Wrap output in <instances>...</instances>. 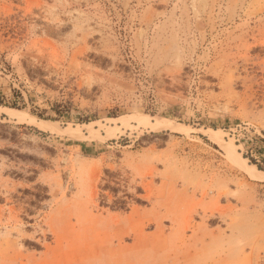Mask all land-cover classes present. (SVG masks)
Returning a JSON list of instances; mask_svg holds the SVG:
<instances>
[{
    "label": "rangeland",
    "instance_id": "obj_1",
    "mask_svg": "<svg viewBox=\"0 0 264 264\" xmlns=\"http://www.w3.org/2000/svg\"><path fill=\"white\" fill-rule=\"evenodd\" d=\"M263 15L264 0H0V106L24 118L0 111V264H264V178L247 174L264 169V73L240 42ZM153 177L195 227L165 219L137 243L148 201L94 195Z\"/></svg>",
    "mask_w": 264,
    "mask_h": 264
},
{
    "label": "bare ground",
    "instance_id": "obj_2",
    "mask_svg": "<svg viewBox=\"0 0 264 264\" xmlns=\"http://www.w3.org/2000/svg\"><path fill=\"white\" fill-rule=\"evenodd\" d=\"M38 1V0H37ZM28 2V0H27ZM33 3V2H32ZM40 3V2H39ZM37 4V3H36ZM246 10V9H245ZM260 10V9H259ZM264 16V15H263ZM56 18V17H55ZM250 20V19H249ZM260 23V22H259ZM261 25V24H260ZM251 28V27H250ZM39 30V29H38ZM44 40V39H43ZM252 41V42H251ZM240 42L242 43V45H244L243 47L246 48L247 50V53L251 52V51H258L257 54H256V58L258 60V63L257 65L259 66V68H261L262 72L264 73V25L258 29V30H248L246 32H244L242 35H241V38H240ZM240 43V44H241ZM239 44V45H240ZM84 49V48H83ZM245 50V51H246ZM247 55V54H246ZM239 58V57H238ZM247 58V57H245ZM264 85V84H263ZM0 111H2L3 113H5L6 115L9 116L10 119H15V120H19V121H24V118L20 117V116H16V112L17 111H14L12 109H3L1 106H0ZM38 126L41 128V129H47L48 126L44 123H39ZM236 152V150H234ZM73 163V162H72ZM73 165V164H72ZM251 168L253 169V172H250V173H247L252 179H259V180H262L264 178V172L260 171L255 165L251 166ZM114 170V169H113ZM72 174V173H71ZM83 174V173H82ZM98 176V175H97ZM96 176V177H97ZM100 176V175H99ZM95 177V176H94ZM95 177V178H96ZM262 177V178H261ZM4 178V177H3ZM99 178V177H98ZM117 178V177H116ZM93 179V177H92ZM101 179V178H100ZM118 179V178H117ZM121 179V178H120ZM127 180V179H126ZM93 181V180H92ZM97 181V180H96ZM99 181V180H98ZM19 183V182H18ZM153 183H154V177H153V180L151 182H146V181H142L141 183H138V182H130L129 184L127 185H124L122 183V181H120V189L121 191L118 193V194H122V195H119L117 197H115L114 195H112L110 192L108 193H105L103 196H100L99 194H96L94 195V200H95V203L97 204L98 202L100 203V201L102 202V199H105L107 201V204L110 206V207H114V206H119V203H121L123 200H122V196L124 197L125 195H128L129 197H131L133 200H138L139 199H145L147 204L149 203L151 205V211L150 213L149 212H143L141 213L139 210L137 209H133V212H132V220L135 221V224L133 226V229L131 231H133V233L135 234V241L137 240H144V239H148L147 238V235H145V230L151 226L152 224H154L156 226V234L157 235H154V237L156 238V236H162L163 234V224H164V220L165 219H169L171 220L173 226H179V229L184 233L187 229H190V228H194L195 226L193 225V217H194V214H192V209H191V212L190 213H186L187 215L184 217V218H181V219H177V218H174V217H171L169 214H170V205L172 203L173 200H176V206L178 207L182 202V200H180V194L177 193L176 189H164V190H158L157 192H154L153 190ZM95 183H93L94 185ZM99 184V182H98ZM28 185V184H27ZM26 185V186H27ZM56 185V184H55ZM92 185V186H93ZM116 183H114L111 179H107V184L106 186L104 187H109L110 190H113L115 187H116ZM58 187V186H56ZM100 187V186H99ZM102 187V186H101ZM107 187V188H108ZM155 187V186H154ZM60 188V187H59ZM97 188V187H96ZM166 188V187H165ZM8 189V188H7ZM93 189V188H92ZM155 189V188H154ZM61 190V189H60ZM96 190V189H95ZM99 190V189H98ZM156 190V189H155ZM100 191V190H99ZM142 191V195L139 194V192ZM7 192V191H6ZM143 192H144V195H143ZM5 194V193H4ZM3 194V195H4ZM60 194V193H59ZM206 196L207 194L204 193ZM2 195V194H1ZM2 195V197H3ZM15 195V194H14ZM184 195V194H183ZM217 199L220 200L221 198H223L224 196L227 195V193L223 190V191H219L218 194H217ZM8 196V195H7ZM92 196V195H91ZM121 196V197H120ZM195 196V195H194ZM6 197V196H5ZM11 197V196H10ZM83 197V196H82ZM227 197V196H226ZM93 198V197H92ZM128 198V197H127ZM191 198V197H190ZM192 199V198H191ZM195 200V199H194ZM222 200V199H221ZM5 201V200H4ZM57 201V200H56ZM75 201V200H74ZM127 201V200H126ZM214 201V200H213ZM135 202V201H134ZM143 202V201H142ZM219 202V201H218ZM98 203V204H99ZM194 203V202H192ZM78 204H81V203H78ZM77 204V205H78ZM9 205V204H8ZM12 205V204H11ZM75 205V204H74ZM83 205V203H82ZM81 205V206H82ZM101 205V204H100ZM183 205V204H182ZM191 205V204H190ZM196 205V204H195ZM80 206V207H81ZM175 206V207H176ZM197 206V205H196ZM52 207V206H51ZM73 207V205H72ZM78 207V208H80ZM84 207V205H83ZM93 207H97V205L93 206ZM75 208V206H74ZM73 208V209H74ZM77 208V207H76ZM82 208V207H81ZM190 208V207H189ZM188 208V210H189ZM194 208V207H193ZM10 209V208H9ZM72 209V210H73ZM11 210V209H10ZM9 210V211H10ZM75 210V209H74ZM163 210H165V212H163ZM187 210V211H188ZM79 212V211H78ZM84 212V211H83ZM202 212V213H201ZM197 211L195 213L197 214H200L202 215V219L204 221V223H208V222H212L214 220H217L215 219L216 218V214L211 210L210 213H208L207 210H202V211ZM85 213V212H84ZM83 213V214H84ZM230 213V212H229ZM3 214V212H2ZM226 214V213H225ZM81 215V214H80ZM16 217V215H14ZM117 216V215H116ZM180 216V215H179ZM1 217V216H0ZM3 217V216H2ZM13 217V215H12ZM220 218L224 217L221 212H220ZM10 218V217H9ZM80 218V217H79ZM78 218V220H79ZM85 218V217H84ZM15 219V218H13ZM113 219V218H112ZM22 220V219H21ZM36 220V219H35ZM131 220V221H132ZM1 221V220H0ZM15 221V220H14ZM17 222V221H16ZM2 223V222H1ZM12 223V222H11ZM15 223V222H14ZM40 223V222H39ZM209 223V224H210ZM9 224V223H8ZM86 224V223H85ZM4 225V224H2ZM21 225V223H20ZM23 225V224H22ZM42 225V224H41ZM40 225V226H41ZM89 225V224H88ZM96 225V223H95ZM130 226V225H129ZM131 227V226H130ZM37 228V227H36ZM86 228V227H85ZM92 228V227H91ZM132 228V227H131ZM93 229V228H92ZM98 229V228H97ZM2 230V229H1ZM36 230V229H35ZM59 231V230H57ZM48 232V231H47ZM90 232V231H89ZM99 232V231H98ZM107 232V231H106ZM37 233V231H36ZM53 233L55 234V232L53 231ZM101 233V232H99ZM105 233V232H104ZM104 233H102V237H104ZM108 233V232H107ZM125 233V232H124ZM195 233V239L196 240H199V237H198V234L197 232H194ZM88 234V233H87ZM86 234V235H87ZM128 234V233H127ZM186 234V232H185ZM50 235V234H49ZM100 235V236H101ZM105 235H107L105 233ZM164 235V234H163ZM81 236V235H80ZM110 236V235H109ZM119 236H120V233H119ZM117 236V237H119ZM134 236V235H133ZM166 236V235H165ZM45 237V236H44ZM97 237V235L95 236ZM101 237V238H102ZM106 237V236H105ZM116 237V236H115ZM210 237V236H209ZM208 237V238H209ZM241 237V236H240ZM37 238V237H36ZM81 238V237H80ZM99 238V237H98ZM110 238V237H109ZM165 238V237H164ZM167 238V237H166ZM205 238V236H204ZM83 239V238H82ZM100 239V238H99ZM103 239V238H102ZM118 239V238H117ZM97 240V238H96ZM112 240V239H110ZM109 240V241H110ZM119 240V239H118ZM122 240V239H121ZM151 240V239H150ZM38 241V240H37ZM40 241V240H39ZM134 241V242H135ZM163 241V240H162ZM202 241V240H201ZM63 242V241H62ZM108 242V241H107ZM92 243H95V242H92ZM103 243V242H102ZM138 243V241H137ZM136 243V245H137ZM97 244H101L99 241L97 242ZM60 245V244H59ZM3 246V245H2ZM62 246V245H61ZM76 246V245H75ZM138 246V245H137ZM84 247V246H83ZM112 247V246H111ZM58 248V247H57ZM100 248V247H99ZM106 248H109V247H106ZM130 248V247H129ZM193 250V249H192ZM107 251V250H106ZM123 252V250H122ZM201 252V251H200ZM9 253V252H8ZM205 254V253H204ZM124 255V254H123ZM202 255V254H201ZM24 257V256H23ZM123 257V256H122ZM184 258V257H183ZM200 258V257H199ZM203 259V257H202ZM189 263V262H188ZM192 263V262H191ZM120 264V263H119Z\"/></svg>",
    "mask_w": 264,
    "mask_h": 264
},
{
    "label": "trees",
    "instance_id": "obj_3",
    "mask_svg": "<svg viewBox=\"0 0 264 264\" xmlns=\"http://www.w3.org/2000/svg\"><path fill=\"white\" fill-rule=\"evenodd\" d=\"M0 104H1V105L3 104V101L1 100V98H0ZM14 107H15V106H13V108H14ZM252 163L255 164V165H257L260 171H264V169H263L261 166H259V165L257 164V162H255V160H252Z\"/></svg>",
    "mask_w": 264,
    "mask_h": 264
}]
</instances>
